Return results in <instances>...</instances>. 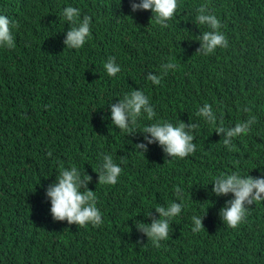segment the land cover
<instances>
[{"label":"trees","instance_id":"trees-1","mask_svg":"<svg viewBox=\"0 0 264 264\" xmlns=\"http://www.w3.org/2000/svg\"><path fill=\"white\" fill-rule=\"evenodd\" d=\"M201 4L229 41L208 56L197 53L196 36L208 30L193 22ZM67 5L91 18L90 39L78 50L63 44ZM0 14L15 21L14 46L0 49V264H264V201L230 228L219 210L231 196L216 197L210 184L264 169V0H178L167 28L150 10L131 12L129 0H0ZM110 56L121 65L117 77L103 70ZM168 60L176 70L159 85L145 79ZM132 89L149 97L154 121L198 125L193 154L171 158L158 144L140 153V133L111 125L108 103ZM205 102L213 124L196 116ZM249 115L256 123L228 150L216 127ZM154 121L138 119L135 131ZM102 153L122 168L115 185L98 183ZM71 166L92 178L102 225L52 218L45 189ZM174 186L184 190V207L157 247L134 220L158 218L153 208L175 199ZM192 215L205 229L191 231Z\"/></svg>","mask_w":264,"mask_h":264},{"label":"clouds","instance_id":"clouds-1","mask_svg":"<svg viewBox=\"0 0 264 264\" xmlns=\"http://www.w3.org/2000/svg\"><path fill=\"white\" fill-rule=\"evenodd\" d=\"M131 12L150 10L152 19L161 28H167L178 9V0H129ZM61 16L67 25L68 30L64 33L63 44L68 49H81L91 36V18L87 15L81 16L78 7L67 5L62 9ZM193 22L205 26L208 30L200 32L196 36L199 43L197 53L208 56L217 49L229 47V41L221 31V21L208 8L207 4H201L195 9ZM15 21L0 14V49H10L14 46L13 30ZM176 63L171 60L160 66V73L148 72L145 79L153 85H159L161 78L169 71L176 70ZM103 70L109 77H117L121 72V65L116 62L115 57H108L103 63ZM111 125L126 132L129 135L140 133L142 142L136 143L135 150L140 153L148 151V146L158 144L166 156L183 159L196 151L197 145L194 141L193 129L196 123L185 124L182 121L172 123L168 121H154V107L149 97L141 89H132L118 98L115 103H108ZM196 116L204 123L213 124L217 120L216 113L207 102L196 109ZM138 119L154 121L142 127L136 132L139 126ZM257 117L249 115L247 119L235 123L233 126L218 125L215 133L222 134L223 145L232 149L233 139L246 135L252 125L256 123ZM98 164V183L103 185H115L122 173L120 164L114 162L113 156L102 153ZM124 157H121V163ZM91 177L76 166L63 168L56 176L55 181L45 189V196L50 202V214L56 221H66L68 224H75L81 227L103 224L101 211L95 203L94 191L89 190L88 184ZM211 194L216 197L231 196L224 206L219 210V217L223 224L235 228L243 223L248 215L249 206L264 201V169L261 175L253 177L249 173L241 174L233 171L221 174L213 178ZM175 199L166 205H159L153 209L158 213V218L152 219L150 223L134 220V226L138 232L143 233L148 241L159 246L161 241L169 237L170 221L182 214L184 207V190L181 187H173ZM146 217L152 215L151 211L144 214ZM191 231L199 232L202 228L203 217L191 216Z\"/></svg>","mask_w":264,"mask_h":264}]
</instances>
